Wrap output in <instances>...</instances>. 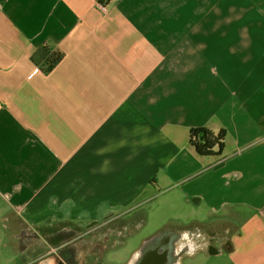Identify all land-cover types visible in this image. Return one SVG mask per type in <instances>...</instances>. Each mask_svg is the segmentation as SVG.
Wrapping results in <instances>:
<instances>
[{
  "label": "crops",
  "instance_id": "obj_1",
  "mask_svg": "<svg viewBox=\"0 0 264 264\" xmlns=\"http://www.w3.org/2000/svg\"><path fill=\"white\" fill-rule=\"evenodd\" d=\"M0 1L2 213L29 224L69 202L72 218L96 217L168 184L209 217L262 228L264 19L248 15L264 0ZM55 51L42 71L35 58ZM201 126L225 132L220 153L193 148ZM28 138L24 158L6 155Z\"/></svg>",
  "mask_w": 264,
  "mask_h": 264
},
{
  "label": "flooded vegetation",
  "instance_id": "obj_2",
  "mask_svg": "<svg viewBox=\"0 0 264 264\" xmlns=\"http://www.w3.org/2000/svg\"><path fill=\"white\" fill-rule=\"evenodd\" d=\"M185 12L189 13V10ZM248 18L264 19V6L253 9ZM42 140L48 146L46 140ZM32 141V138L23 140L13 146L12 151L6 155L14 161L24 158ZM44 152L49 154V149L44 148ZM150 186L159 188L158 185ZM155 194H150L149 190L144 191L131 206L121 209L107 208L96 217L81 215L72 218L69 215V202L63 206L62 218L52 215L27 224L20 222L21 218L17 215L11 217L10 214L3 222L5 240H11V250L13 254L18 255L17 264H114L116 262L111 261V255L125 262L129 256L121 252L142 232L147 223L145 208L157 196ZM148 196H151V199L145 202ZM0 206H5V201L1 197ZM231 220L234 223L227 218L215 217H210L203 223L193 221L191 225L204 226L207 232L214 227L215 234L211 238L213 247L203 249L192 259L202 256L208 260L202 264H264V254L252 256L259 245H264V224L259 230L256 229L253 218H245L244 222L240 219ZM228 224L235 228L232 231L237 235L235 240L227 239ZM12 228L15 230L14 233ZM245 229H249L248 232ZM119 263L121 262H117Z\"/></svg>",
  "mask_w": 264,
  "mask_h": 264
},
{
  "label": "rangeland",
  "instance_id": "obj_3",
  "mask_svg": "<svg viewBox=\"0 0 264 264\" xmlns=\"http://www.w3.org/2000/svg\"><path fill=\"white\" fill-rule=\"evenodd\" d=\"M5 15L7 16V14ZM7 37L8 34L5 35L6 40ZM6 44L12 46L11 36H9ZM44 48L46 49L47 47H43V49ZM13 57L14 56L11 53L5 54L3 61H10ZM35 61L38 64V66H40L41 70L42 68L43 69L46 68V62L42 63L40 58H35ZM2 67H3L2 71L6 73V69H8V65L4 64ZM65 67H69V65L66 64ZM40 68L36 70L39 71ZM13 71L14 69L8 70L7 72L12 73ZM55 80L63 81V78L62 79L57 78ZM38 137L41 139L46 138L44 134L39 135ZM148 189L150 194L156 193L158 195L154 199H152V201L147 205V208H145V213L147 212L145 214V216L147 217V223L143 227L142 232L139 233L137 237H135V239L131 240L130 245L129 246L127 245L128 247L122 250L121 252L123 255H128L129 257L140 246L141 242L145 238H148L149 236L160 230L162 227L168 225L169 223H175L177 225L185 226V225H191L193 221H198L200 223H203L210 218L208 216L210 215L209 211L206 210V208L202 207L200 210L195 209V205L194 202L192 201V198L189 199L186 195L182 194L181 191L178 189H170L168 184L162 185L159 188L150 186ZM4 209L7 210L8 208L4 206ZM8 215H10V212L5 211L2 213V210L0 208V264H12L11 259L13 256V251L11 250V240H5L6 234L2 222V219ZM138 242L139 244L136 247ZM257 251H259V249ZM123 255H121V258L123 257ZM110 259L112 262H116L114 264H117V262H121L119 264H122L123 262L121 259L119 260L115 255H111ZM227 259L228 258H226V260ZM186 261H187L186 264H202L203 261L205 263L208 262V260L204 259L202 256L198 257L195 260L190 258L189 260L187 259Z\"/></svg>",
  "mask_w": 264,
  "mask_h": 264
},
{
  "label": "water",
  "instance_id": "obj_4",
  "mask_svg": "<svg viewBox=\"0 0 264 264\" xmlns=\"http://www.w3.org/2000/svg\"><path fill=\"white\" fill-rule=\"evenodd\" d=\"M214 234V227L207 232L201 225L180 226L169 223L145 238L122 264H185L187 259L203 249L213 247L211 238Z\"/></svg>",
  "mask_w": 264,
  "mask_h": 264
},
{
  "label": "trees",
  "instance_id": "obj_5",
  "mask_svg": "<svg viewBox=\"0 0 264 264\" xmlns=\"http://www.w3.org/2000/svg\"><path fill=\"white\" fill-rule=\"evenodd\" d=\"M109 3V0H98ZM63 52L55 51L51 54L50 59L46 62V68H42L44 72H51L62 60ZM225 132L220 131L214 133L213 131L201 126L193 128L190 135V143L195 148L198 154L212 155L220 153L224 148Z\"/></svg>",
  "mask_w": 264,
  "mask_h": 264
},
{
  "label": "built area",
  "instance_id": "obj_6",
  "mask_svg": "<svg viewBox=\"0 0 264 264\" xmlns=\"http://www.w3.org/2000/svg\"><path fill=\"white\" fill-rule=\"evenodd\" d=\"M98 5L104 12H108V4L107 3L102 2V1H98Z\"/></svg>",
  "mask_w": 264,
  "mask_h": 264
},
{
  "label": "clouds",
  "instance_id": "obj_7",
  "mask_svg": "<svg viewBox=\"0 0 264 264\" xmlns=\"http://www.w3.org/2000/svg\"><path fill=\"white\" fill-rule=\"evenodd\" d=\"M185 238H186V234H185Z\"/></svg>",
  "mask_w": 264,
  "mask_h": 264
}]
</instances>
